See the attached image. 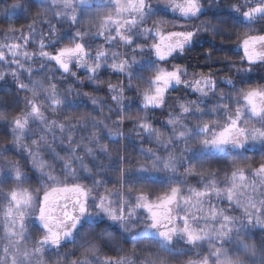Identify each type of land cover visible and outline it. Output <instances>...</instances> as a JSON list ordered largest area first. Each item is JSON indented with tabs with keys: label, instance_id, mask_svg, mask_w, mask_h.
Here are the masks:
<instances>
[{
	"label": "clouds",
	"instance_id": "clouds-1",
	"mask_svg": "<svg viewBox=\"0 0 264 264\" xmlns=\"http://www.w3.org/2000/svg\"><path fill=\"white\" fill-rule=\"evenodd\" d=\"M0 264H264V0H0Z\"/></svg>",
	"mask_w": 264,
	"mask_h": 264
},
{
	"label": "snow or ice",
	"instance_id": "snow-or-ice-1",
	"mask_svg": "<svg viewBox=\"0 0 264 264\" xmlns=\"http://www.w3.org/2000/svg\"><path fill=\"white\" fill-rule=\"evenodd\" d=\"M250 95H251V94H250ZM226 131H227V130H225V132H226ZM225 132H221L219 135H220L221 137H223V136L225 135ZM173 195H174V194H173ZM167 199H170V198H169V197H163L161 202H163V201H165V200H167ZM154 218H156L157 221H159V219H160L159 214H158V213H154Z\"/></svg>",
	"mask_w": 264,
	"mask_h": 264
}]
</instances>
